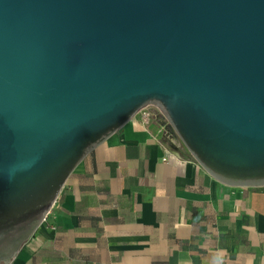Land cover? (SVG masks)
Segmentation results:
<instances>
[{
    "label": "water",
    "instance_id": "water-1",
    "mask_svg": "<svg viewBox=\"0 0 264 264\" xmlns=\"http://www.w3.org/2000/svg\"><path fill=\"white\" fill-rule=\"evenodd\" d=\"M147 107L217 181L264 187V0H0V264Z\"/></svg>",
    "mask_w": 264,
    "mask_h": 264
},
{
    "label": "crops",
    "instance_id": "crops-1",
    "mask_svg": "<svg viewBox=\"0 0 264 264\" xmlns=\"http://www.w3.org/2000/svg\"><path fill=\"white\" fill-rule=\"evenodd\" d=\"M164 123L96 148L11 264H264V187L220 183Z\"/></svg>",
    "mask_w": 264,
    "mask_h": 264
},
{
    "label": "built area",
    "instance_id": "built-area-1",
    "mask_svg": "<svg viewBox=\"0 0 264 264\" xmlns=\"http://www.w3.org/2000/svg\"><path fill=\"white\" fill-rule=\"evenodd\" d=\"M139 120L140 123L142 124V126L144 127H149L152 120L156 117V116H162L164 118V127H166L167 125L172 129V135L176 136L177 138L178 135L176 134V132L174 131V129L171 127V125L169 124V122L166 120V118L163 116V114L156 108V107H147L145 109H143L139 114ZM180 139V138H179ZM181 141V140H180ZM182 142V141H181ZM183 143V142H182ZM170 160V158L165 159V161ZM49 216V215H48ZM48 217L45 219L44 223L47 222Z\"/></svg>",
    "mask_w": 264,
    "mask_h": 264
}]
</instances>
